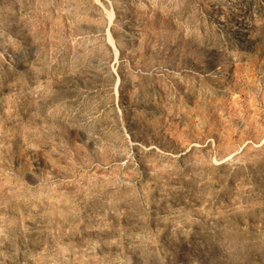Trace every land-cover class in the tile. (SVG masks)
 <instances>
[{"label":"rangeland","instance_id":"obj_1","mask_svg":"<svg viewBox=\"0 0 264 264\" xmlns=\"http://www.w3.org/2000/svg\"><path fill=\"white\" fill-rule=\"evenodd\" d=\"M129 1L0 0V264H264V0Z\"/></svg>","mask_w":264,"mask_h":264},{"label":"bare ground","instance_id":"obj_2","mask_svg":"<svg viewBox=\"0 0 264 264\" xmlns=\"http://www.w3.org/2000/svg\"><path fill=\"white\" fill-rule=\"evenodd\" d=\"M133 0H130L129 1V4H128V6H127V9H131V7L133 6ZM156 95V94H155ZM154 100V99H153Z\"/></svg>","mask_w":264,"mask_h":264}]
</instances>
